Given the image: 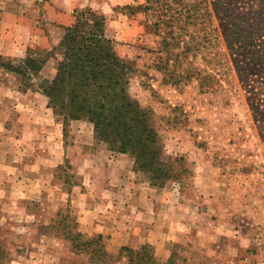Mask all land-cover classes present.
Returning <instances> with one entry per match:
<instances>
[{
    "label": "rangeland",
    "instance_id": "374dc122",
    "mask_svg": "<svg viewBox=\"0 0 264 264\" xmlns=\"http://www.w3.org/2000/svg\"><path fill=\"white\" fill-rule=\"evenodd\" d=\"M142 1L83 0L84 5L76 9L91 7L106 15L107 32L117 52L133 62L129 93L153 111L159 145L172 165L171 177L163 186L154 185L149 174L135 169L131 154L113 151L97 136L88 117L65 124L42 91L43 83L56 73L59 42L21 47L22 56H4V60L17 64L32 55L46 63L31 79L0 67V264H191L190 242L174 244L172 255L162 259L150 243L132 246L116 240L117 230L120 239L126 236L135 213V205L126 201L132 184L144 187L148 191L144 196L164 198L165 203L175 198L190 202L197 198L200 183L214 186L212 192L246 198L244 209L236 199L231 203L240 215L234 223L261 240L260 255L239 264L263 259L264 68L260 58L246 69H237L224 37L226 23L215 17L218 39L212 44L205 41L207 52L192 59L206 69L208 62L211 67L215 64L213 72L220 83L209 87L202 86L199 78L167 81L158 68L162 37L149 27L152 17L122 8ZM228 1L235 14L256 19L262 33L257 41L264 43V0ZM0 37L8 40L6 35ZM217 50L219 55L214 57ZM235 58L243 60L239 54ZM141 198L140 207L148 209V201ZM81 219L91 231L82 228ZM76 231L87 238L99 234L103 238L84 248L79 238H72ZM73 242L79 247L74 249ZM99 244H105L107 257L96 253ZM217 258L222 261L214 264H237L227 262L221 252Z\"/></svg>",
    "mask_w": 264,
    "mask_h": 264
},
{
    "label": "trees",
    "instance_id": "16d2710c",
    "mask_svg": "<svg viewBox=\"0 0 264 264\" xmlns=\"http://www.w3.org/2000/svg\"><path fill=\"white\" fill-rule=\"evenodd\" d=\"M228 5V0H143L122 8L152 17L148 25L162 37L158 68L164 71L167 81L180 83L199 78L202 86L211 87L220 83L217 73L213 72L215 64L211 67L208 62L206 69L196 65L192 58L207 52L209 46L205 41L212 44L218 39L215 17L226 23L224 37L235 67L246 69L260 58V66L264 68V43L258 44L257 37L262 33L256 19L246 13L235 14ZM73 16V22L63 28L64 34L57 46L60 57L56 73L42 85L49 106L62 116L65 124L88 117L97 136L108 142L113 151L131 154L135 169L149 174L154 185L163 186L173 169L159 145L153 111L130 96L133 62L117 52L107 32L106 15L85 7L75 9ZM235 54L243 60L236 59ZM213 55H219L218 50ZM4 59L0 54V67L23 79L40 74L46 63V59L32 55L17 64L12 59ZM72 238H79L78 244L89 248L100 243L103 235L87 238L82 231H76ZM73 247L79 246L73 242ZM97 248V254L107 255L105 244Z\"/></svg>",
    "mask_w": 264,
    "mask_h": 264
},
{
    "label": "crops",
    "instance_id": "0c3cea01",
    "mask_svg": "<svg viewBox=\"0 0 264 264\" xmlns=\"http://www.w3.org/2000/svg\"><path fill=\"white\" fill-rule=\"evenodd\" d=\"M83 5V0H0V34L8 37L6 41L0 37V54L15 58L23 55L19 53L21 47H50L58 43L63 28L73 22L75 9ZM198 187L197 198L190 202L175 198L172 203H165L164 198L144 196L145 191L148 192L144 187L129 185L130 195L126 201L135 205V213L131 214L126 236L120 239L117 230L116 240L132 246L150 243L156 254L164 259L172 255L174 244L190 242L191 264L218 263L220 252L224 253L227 262L235 261L237 264L259 256L256 234L247 233L238 227L239 224L236 228L234 223L240 215L231 203L236 199L244 209L246 198H237L231 192H212L215 187L209 183H200ZM219 189L222 190L221 187ZM140 197L144 202L148 201V209L140 207L143 205L138 202ZM251 225L255 229L256 225ZM81 226L84 230H92L82 219ZM93 229L98 230L99 227Z\"/></svg>",
    "mask_w": 264,
    "mask_h": 264
},
{
    "label": "built area",
    "instance_id": "2783aa9c",
    "mask_svg": "<svg viewBox=\"0 0 264 264\" xmlns=\"http://www.w3.org/2000/svg\"><path fill=\"white\" fill-rule=\"evenodd\" d=\"M254 264H264V256H263V259L257 263H254Z\"/></svg>",
    "mask_w": 264,
    "mask_h": 264
}]
</instances>
